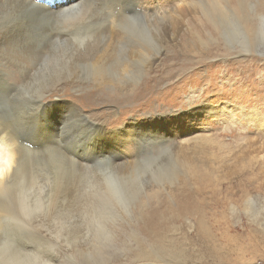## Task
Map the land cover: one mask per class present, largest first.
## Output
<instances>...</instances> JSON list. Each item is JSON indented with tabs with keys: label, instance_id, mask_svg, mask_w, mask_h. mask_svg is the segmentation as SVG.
Instances as JSON below:
<instances>
[{
	"label": "rangeland",
	"instance_id": "obj_1",
	"mask_svg": "<svg viewBox=\"0 0 264 264\" xmlns=\"http://www.w3.org/2000/svg\"><path fill=\"white\" fill-rule=\"evenodd\" d=\"M33 1L54 6L61 0ZM143 1L160 15L167 13L168 21L176 13L185 15L178 28H168L166 41L160 39L162 26L155 23L161 26L159 32L153 30L156 41L146 44L151 58L130 68L120 83L106 76L94 82L82 68L73 79L25 70L27 63L16 61L32 59L50 47V34L69 22L29 0H0V69L9 72L0 78V112L5 118L11 117L17 100L28 103L62 81L65 85L45 93L43 102L55 103L58 110L75 103L109 131L134 123L145 127L147 136L155 131L166 135V141L152 136L138 151L136 145L127 150L130 157L123 167L132 175L136 193L123 192L122 204L111 200L108 208L116 206L121 216L131 205L133 219L116 221L115 237L106 238L104 248L94 243L97 228L88 217L98 204L90 184L97 185L101 170L112 167L110 159H94L88 169L85 155L64 158L43 151L27 158L26 174L27 164L50 178L57 171L67 186L64 223L55 226L41 214V222L51 226L49 241L62 264H264V124L257 121L264 118V49L238 55L227 47L228 37L222 38L206 19L202 6H189L195 0ZM231 2L240 8V0ZM112 6L111 0H88L85 23L102 29ZM7 29L10 32L2 35ZM252 56L260 64L257 74L252 69L226 74L221 67L227 60L245 62ZM3 80L17 90L6 93ZM50 112L46 107L44 114ZM184 142L191 145L184 148ZM62 186L57 182L55 188L61 191ZM34 221L40 220L33 218L30 225L20 217L6 222L5 233L37 235ZM84 243L87 250L78 254ZM59 244L76 252L75 257L69 258Z\"/></svg>",
	"mask_w": 264,
	"mask_h": 264
},
{
	"label": "bare ground",
	"instance_id": "obj_2",
	"mask_svg": "<svg viewBox=\"0 0 264 264\" xmlns=\"http://www.w3.org/2000/svg\"><path fill=\"white\" fill-rule=\"evenodd\" d=\"M29 1L35 6L48 9L54 15L67 17L66 22L69 24L57 27L50 34L48 39L50 42L53 41L50 47L45 46L32 59L24 58L16 63L25 62L27 63L25 70L35 68L42 71V74L56 79L76 78L75 72L82 68V71L85 69L88 75L90 74L94 82L106 76L121 83L122 79L131 73L130 68L137 67L140 60L151 58L148 57L147 45L152 46V42L156 41L153 30L159 32V27L162 26L163 34L160 39L166 37V41L171 36L168 28H178L182 16L185 15L184 12L178 14L175 10L176 14L171 16L174 20L168 21L167 13L165 16L160 15L143 0H111L113 6L103 28L99 29L85 23L88 0H61L52 5L53 8L51 5ZM231 1L195 0L191 1L189 6L194 2L196 5L200 4L206 19L217 27L222 38L228 37L224 40L227 47L236 49L238 55L246 56L256 50H263L264 5L262 6L261 0L254 2L240 0L239 9ZM131 2L134 7L131 6ZM124 6L129 9H125ZM9 32V29L4 30L2 35ZM138 54L139 59H135ZM66 58L73 61H65ZM114 58L115 62L112 63ZM50 62H54L55 65L50 67ZM139 66L146 71L145 66ZM221 67L227 72L226 74L232 69L244 70V72L252 69L256 74L260 72V64L254 56L245 62L227 60L226 63L221 64ZM262 73L264 76V70ZM7 75L9 72L6 69H0V78ZM3 83L8 94L17 90L16 85L5 80ZM64 85L65 82H57L28 103L17 100L9 119L0 112V264H62V256L49 241L52 238L48 221L52 220V224L55 226L58 224L59 227L64 223L63 216L66 215L65 209L68 203L67 186L65 184L62 186L64 178L57 174V171L50 178L48 172L34 170L33 165L27 164L28 174H26L24 163L27 158L39 156L43 151L55 152L64 158H81L85 155L84 165L88 169L90 168L88 163L94 159L107 157L110 159L109 164L112 167L101 170L102 178L96 182L97 185L90 184V190L98 198V204L88 217L90 224L92 226L95 224L97 228L94 234L97 239L94 238V243L104 248L108 246L106 238L115 237L116 221H120L121 217L133 219L131 205L124 208L125 213L121 216L114 210L116 206L108 208L111 200L122 204L123 192L130 194L134 190V194L136 193V188L131 185L132 175L123 167L125 160L130 157V152L127 153V150L131 145H136L138 151L152 136L166 141V135L162 131L161 133L155 131L156 134L147 136L143 132L145 127L142 128L134 123H131L130 128L106 130L102 121L90 118L75 103L67 102L61 105V110H58L55 103L48 105L43 102L45 93ZM84 99L85 97L81 98ZM46 107L51 110L50 114H44ZM257 121L264 124V118ZM185 133L183 136L187 135ZM185 139L186 142H190V139ZM186 142L183 144L184 148L191 145L185 144ZM114 153L117 154L113 155ZM43 173L47 176L44 177ZM57 182L62 186L61 191L55 188ZM41 214L48 216L47 222H41L43 220ZM19 217L20 221L28 225L33 218H39L40 221L31 224L37 235L21 234L16 231L10 232L12 235L8 231L9 234H6L5 223L18 220ZM85 245L82 244L78 254L85 253L87 250ZM61 247L69 258L75 257L76 252L73 253V250L69 252V249H66L69 248L68 246L61 245Z\"/></svg>",
	"mask_w": 264,
	"mask_h": 264
}]
</instances>
